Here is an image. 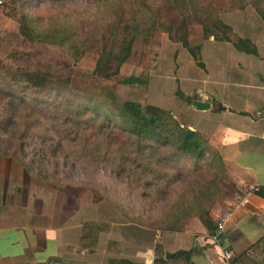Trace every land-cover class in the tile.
Segmentation results:
<instances>
[{
	"label": "trees",
	"instance_id": "obj_1",
	"mask_svg": "<svg viewBox=\"0 0 264 264\" xmlns=\"http://www.w3.org/2000/svg\"><path fill=\"white\" fill-rule=\"evenodd\" d=\"M17 17L8 16L17 25V32L24 43L50 45L63 51L72 61L81 58L89 49L97 46L99 52L93 69L84 77L110 80L118 75L120 66L128 59L132 43L138 35L146 39L157 28L178 42L195 60V54L187 43L186 19L201 27L203 39L230 42V28L218 15L231 10L251 6L264 22V0H18ZM47 2L55 9L73 5H89L92 14L82 12H51L50 23L38 28L35 18L25 10L28 4ZM175 12L180 21L174 25L166 15ZM166 21V25L163 24ZM233 48L241 53L256 55L253 45L246 39L237 38ZM31 57L28 53L20 54ZM30 59V58H26ZM28 65V64H27ZM72 74L64 78L53 76L35 63L33 70L17 71L7 79L0 70V132L18 137L22 143L31 137L28 129L46 128L39 136L36 149L23 152L28 162L17 159L32 176L37 162L50 156L55 164L62 160L85 158L94 166L107 168L116 178H122L130 193L139 192L142 199L157 198L155 192L163 193L172 178L179 176L181 162L188 160L200 168L205 161L219 157L218 153L197 133L181 127L171 115L151 106H139L135 102H109L98 100L76 91L70 86ZM128 77L119 84H138ZM23 107V120L17 116ZM15 130L19 131L16 132ZM47 145L48 151L42 148ZM19 147V146H17ZM2 154H0V158ZM58 157V158H57ZM211 158V159H210ZM37 173V171L35 170ZM219 189L204 188L193 199V214L208 227L209 210L218 200ZM185 211H192L186 208ZM185 220V221H186ZM184 221V222H185ZM184 222L171 228L178 232ZM192 250L177 251L165 258L156 256L153 264H188ZM35 264H79L49 257ZM118 264H132L121 260Z\"/></svg>",
	"mask_w": 264,
	"mask_h": 264
},
{
	"label": "crops",
	"instance_id": "obj_2",
	"mask_svg": "<svg viewBox=\"0 0 264 264\" xmlns=\"http://www.w3.org/2000/svg\"><path fill=\"white\" fill-rule=\"evenodd\" d=\"M234 13L219 17L234 40L203 39L199 26L194 27L193 38L187 29L194 60L178 42L159 33L153 53L143 52L142 64L132 65V46L117 75L139 82L123 85L121 102L169 112L181 127L197 133L218 153L226 167V178L233 185L231 197L216 201L209 210L208 227L189 218L180 231L167 235L171 254L192 250L188 264H225L210 234L217 216L227 208L230 215L220 234L222 247L234 252V264H264V28L255 20V30L239 35L226 18L243 22L242 11ZM245 24L251 27L250 19ZM237 38L248 40L256 55L236 51L232 43ZM93 50H97L96 59L97 46L82 57ZM195 103L207 107L197 110ZM251 187H259L260 192L244 195ZM59 192L9 157L0 158V264L40 263L66 254L78 242L81 200L73 209L65 207L63 200L71 199V195ZM142 256L149 263L152 253L147 251Z\"/></svg>",
	"mask_w": 264,
	"mask_h": 264
},
{
	"label": "rangeland",
	"instance_id": "obj_3",
	"mask_svg": "<svg viewBox=\"0 0 264 264\" xmlns=\"http://www.w3.org/2000/svg\"><path fill=\"white\" fill-rule=\"evenodd\" d=\"M18 5V0H0V70L7 79L17 71L31 72L34 64L37 63L59 78L66 77L70 72L72 74L70 86L76 91L98 100L114 103L122 101V96L125 95V87L119 84L122 77L115 76L110 80L94 78L92 81L81 77L91 73L97 50L90 51L74 62L57 47L24 43L17 32L16 23L7 18L8 16L17 17ZM260 5L264 9V3ZM24 9L35 18L37 21L35 25L38 28H43L50 23L51 12L62 11L55 9L54 5L47 2L28 4ZM64 10L62 12L73 11L85 14L93 12L91 6L80 4L64 8ZM236 11H242L243 22L235 17L226 18H230L231 23L234 24L233 29L239 35H243L248 29L255 30V20H258L264 28V22L249 5L242 10L220 13L218 17L231 16L228 14ZM234 14H239V12ZM166 19L174 25L180 21V17L175 12L166 15ZM247 19H250L251 27H245ZM186 22L188 23L187 29L191 32L194 31V27L199 26L188 18ZM163 24L166 25V21H163ZM159 33L163 32L157 28L146 39L140 35L137 36L132 45L134 55L130 58V64L141 65L144 60L141 58L143 52L153 53ZM191 35L195 37L193 32ZM229 38L234 40V34L230 33ZM22 53H28L31 57L21 56ZM143 78L141 74L140 79ZM137 96L143 98L142 94H137ZM23 109V107L19 108L17 114L21 121L23 120ZM45 123H49L46 118L39 126L30 127L28 132L31 133V137L23 139L22 143H19L18 137L15 136L17 133L11 135L10 132L9 134L0 132L2 157L14 160L12 154L36 149L35 144L38 143L39 136H42L41 133L46 129ZM46 146L45 144L42 148L47 152ZM21 153L17 159L23 163L28 162V157L26 155L21 157ZM47 157L41 159L40 156H36L34 158L37 162L35 168L37 173L35 170L34 173L42 179L33 177L48 185L50 189L64 192L66 195L70 194L71 199L63 200L62 205L65 207L72 208L77 200H81L83 206L80 217L82 227H80L78 242L67 250L66 254L56 257L65 262L118 264L119 261L125 260L132 264H153L156 256L172 253V246H168L166 237L174 232L171 228L186 220V215L193 214L195 194L204 188L212 192L214 188H218L220 193L217 194V201L230 198L232 195L233 185L226 178V167L220 156L218 159L210 158L211 160L205 161L198 169L188 160L181 162L182 169L179 176L171 179L163 193L155 192L154 195L157 198L154 199H142L138 196L139 192L130 193L122 178L114 177L107 168L94 166L85 158H77L71 162V159L62 160L57 157V164H55V161L50 162V156ZM20 166L24 169L22 165ZM186 208H191L192 211H185ZM147 251L152 253L149 263L142 256Z\"/></svg>",
	"mask_w": 264,
	"mask_h": 264
},
{
	"label": "built area",
	"instance_id": "obj_4",
	"mask_svg": "<svg viewBox=\"0 0 264 264\" xmlns=\"http://www.w3.org/2000/svg\"><path fill=\"white\" fill-rule=\"evenodd\" d=\"M259 187H251L250 189L243 192L244 195H249L251 193H259ZM230 215V210L227 208L219 213L217 216V220L215 223V227L213 232L210 234L211 241L217 245L219 248V257L225 264H234L235 254L231 249L226 247H222L220 242V234L223 232L224 226L228 220Z\"/></svg>",
	"mask_w": 264,
	"mask_h": 264
},
{
	"label": "water",
	"instance_id": "obj_5",
	"mask_svg": "<svg viewBox=\"0 0 264 264\" xmlns=\"http://www.w3.org/2000/svg\"><path fill=\"white\" fill-rule=\"evenodd\" d=\"M194 107L197 109V110H201V109H205L207 107L206 104H203V103H195L194 104ZM170 254H165L164 257L167 258L169 257Z\"/></svg>",
	"mask_w": 264,
	"mask_h": 264
}]
</instances>
